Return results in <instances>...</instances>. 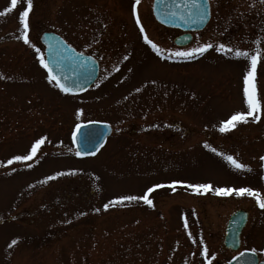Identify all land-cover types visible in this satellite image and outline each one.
<instances>
[{
	"label": "rangeland",
	"instance_id": "rangeland-1",
	"mask_svg": "<svg viewBox=\"0 0 264 264\" xmlns=\"http://www.w3.org/2000/svg\"><path fill=\"white\" fill-rule=\"evenodd\" d=\"M209 1L210 22L179 47L173 38L180 32L158 25L152 0H141V23L164 49L162 59L139 35L134 0H33L29 36L43 53L42 33L54 32L98 60L100 76L81 95L48 84L34 50L17 39L24 0L0 15V264H222L235 254L223 240L240 209L249 212L241 249L264 257V208L252 197L214 191L264 194V109L259 121L219 131L220 121L247 110V61L233 53L264 52V0ZM9 5L0 0V14ZM202 43L214 47L190 60L168 58L169 50ZM221 43L233 53L215 51ZM256 87L264 104V57ZM88 121L109 124L113 133L96 155L83 157L72 133ZM41 136L46 141L33 159L7 164ZM228 155L247 167L236 169ZM156 184L163 187L148 194L151 207L125 201L104 209ZM188 184L211 190L198 195Z\"/></svg>",
	"mask_w": 264,
	"mask_h": 264
},
{
	"label": "snow or ice",
	"instance_id": "snow-or-ice-1",
	"mask_svg": "<svg viewBox=\"0 0 264 264\" xmlns=\"http://www.w3.org/2000/svg\"><path fill=\"white\" fill-rule=\"evenodd\" d=\"M161 2H163V0H161ZM18 3H20V0H10V5L6 7L3 10V13L0 15L12 12L17 8ZM140 3L141 0H134V3L132 4V15L135 18L136 24L139 26V30L143 35L145 43L149 45L151 49L163 59L165 58L163 55L164 49L160 48L156 43L149 39L147 34H145L144 26L142 25L141 18L138 14V5ZM32 8L33 0H24V7L21 11H19L18 15L19 35L17 39L22 40L25 45L30 46L34 50L36 54V60L38 61L41 68L46 72L45 79L47 80L48 84L53 85L61 93L75 95V90L82 89L83 87V85L80 83L79 77H82L86 82L93 80L94 72L89 70V61L91 60V57L85 56L83 53L76 52L71 45H66L63 41H56L55 37H46L45 43L47 44L48 52V58L46 59L41 47L36 46V43H33L29 36V14ZM164 16L166 17V20L162 22L178 21L189 27L192 25H203L206 23L209 17V3L208 0H171V5L170 7H166ZM157 18H159V15ZM185 39H189V37H185ZM257 43L261 42L257 41ZM213 47L214 46L211 43H202L196 47H191L184 50H169L168 58L190 60L194 56L204 54ZM215 51L233 53V49L231 47H226L223 43L215 46ZM233 55L237 59L243 58L247 61V68L243 75V98L247 110L236 111L228 118L220 121L219 131L221 133L230 132L240 123H248L249 118H251L253 121H259L261 118L259 113H261L262 109H264V104H262L261 99L258 97L256 87L257 68L261 63L262 57H264V52H262L259 47H257L252 53L236 49ZM125 59H127V57H125ZM69 67L73 77H77V79H72V77H69L65 74V69ZM3 78V76H0V79ZM96 78L98 79V77ZM70 80L71 83H69ZM137 91H139V89H137ZM75 115L80 117L82 115L81 110L77 109ZM82 127L83 126L79 123L75 125V130L72 133L73 138L75 139L77 134L80 133V140L85 150H87L89 145L95 147L103 136V132L95 129L81 132ZM45 141L46 138L43 136L36 138L31 144L30 149L25 154L13 155L7 160V164L12 165L13 162L30 161L37 155L38 150H40L41 145H43ZM205 147H208V145L205 144ZM212 151L215 152L216 149L213 148ZM80 154V151H77V155ZM224 158L238 170L245 169L247 167L245 164L240 163L231 155L225 156ZM260 160L264 161V156H261ZM61 174L62 173H57V175ZM47 179H54V177H48ZM173 183L175 184L180 182ZM161 187H163V185L156 184L147 188L146 192L140 196L123 195L117 200L110 201L108 204H105L104 209L107 210L110 205L123 203L125 201H143L144 204L151 207L153 205V201L149 199L148 194L152 193L154 189ZM168 187H172V185L170 184ZM187 187L192 189V191L198 195L211 190V185L209 184H188ZM214 191L220 196L235 195L238 197H252L261 208H264V194L254 190L251 187L216 188ZM97 211H99V209H97ZM16 243L17 241L13 239L9 244V247H12ZM200 243L202 244L203 242L201 241ZM253 251H255V249H253ZM201 255L205 257L208 256L207 247H203L201 249ZM205 264H211V261L206 260Z\"/></svg>",
	"mask_w": 264,
	"mask_h": 264
},
{
	"label": "water",
	"instance_id": "water-1",
	"mask_svg": "<svg viewBox=\"0 0 264 264\" xmlns=\"http://www.w3.org/2000/svg\"><path fill=\"white\" fill-rule=\"evenodd\" d=\"M209 3V1H208ZM171 0H153V14L156 18V20L165 25L166 27L176 28L180 29L187 34L180 36L176 39L175 43L178 46H186L192 41V35L191 32L195 31H201L203 30L206 25L208 24L210 17H211V9H210V3H209V17L205 24L203 25H192L191 27L183 24L182 22H162L166 20V17L164 16V12L166 11V7H170ZM159 15V18L157 16ZM46 37H55L56 41H63L58 35L53 33H45L41 37V42L45 46V55L46 59L48 58V52H47V44L45 43ZM185 37H189V39H185ZM66 45H68L65 41H63ZM89 70L94 72L93 80L92 81H84L82 77H79L80 83L83 85L82 89H76L75 94L82 93L90 88V86L95 82L96 77L98 76V64L97 62L91 57V60L89 61ZM59 74V73H57ZM65 74L69 77H72V79H77V77H73V74L71 72L70 67L65 69ZM71 83V80L69 81ZM83 127L81 129V132L88 131L90 129H95L103 132V136L101 137L99 143L96 144L95 147H92L91 145L88 146L87 150L82 146L81 140H80V133L77 134V137L74 139L75 147L77 151H80L81 156H92L95 155L102 145L105 143L106 139L112 134V128L105 123H85L81 124ZM248 220V213L243 210H239L235 212L228 221L227 228H226V235L224 240V246L228 249H231L233 251H237L240 248V235L245 227ZM228 264H257L255 254L251 252H243L240 255L233 258ZM264 264V263H261Z\"/></svg>",
	"mask_w": 264,
	"mask_h": 264
},
{
	"label": "flooded vegetation",
	"instance_id": "flooded-vegetation-1",
	"mask_svg": "<svg viewBox=\"0 0 264 264\" xmlns=\"http://www.w3.org/2000/svg\"><path fill=\"white\" fill-rule=\"evenodd\" d=\"M133 4V3H132ZM133 19V18H132ZM136 23V22H135ZM158 24V23H157ZM159 25V24H158ZM138 26V25H137ZM161 26V25H160ZM163 27V26H162ZM138 28H139V26H138ZM163 28H165V27H163ZM165 29H169V28H165ZM169 30H175V29H169ZM177 31V30H176ZM139 32H140V30H139ZM181 34V33H180ZM140 36H141V39H142V41L143 42H145L144 41V39H143V35L141 34V32H140V34H139ZM177 37V36H176ZM176 37H174L173 38V41H174V39L176 38ZM152 50V49H151ZM79 52H81V51H79ZM83 53V52H82ZM99 63V62H98ZM99 76H100V64H99ZM264 151V150H263ZM261 156H264V153H262V155ZM260 174H259V177H260V182H261V185H262V187L264 188V161H260V172H259ZM255 206H256V208H260V206L256 203L255 204ZM245 210V209H244ZM246 211H247V209H246ZM248 212V211H247ZM249 213V212H248ZM247 227V226H246ZM245 230V229H244ZM244 230H243V232H242V234H241V247H242V240H243V233H244ZM242 251H252V252H254V253H256V255H257V260H258V263H261V262H264V257H262L258 252H256V251H253V250H251V249H241L240 248V250L238 251V252H233V253H235L234 255H233V257L236 255V254H239L240 252H242ZM230 252H232V251H230ZM228 261H230V260H228ZM227 261V262H228ZM227 262H224V263H227Z\"/></svg>",
	"mask_w": 264,
	"mask_h": 264
}]
</instances>
